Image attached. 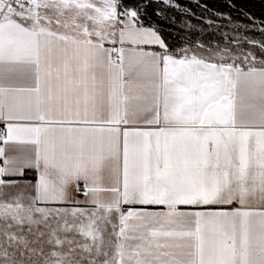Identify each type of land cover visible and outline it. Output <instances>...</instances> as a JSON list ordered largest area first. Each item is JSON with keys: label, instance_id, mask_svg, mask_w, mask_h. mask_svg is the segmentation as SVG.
I'll return each mask as SVG.
<instances>
[{"label": "snow or ice", "instance_id": "snow-or-ice-1", "mask_svg": "<svg viewBox=\"0 0 264 264\" xmlns=\"http://www.w3.org/2000/svg\"><path fill=\"white\" fill-rule=\"evenodd\" d=\"M161 5L0 0V264H264V39Z\"/></svg>", "mask_w": 264, "mask_h": 264}, {"label": "trees", "instance_id": "trees-1", "mask_svg": "<svg viewBox=\"0 0 264 264\" xmlns=\"http://www.w3.org/2000/svg\"><path fill=\"white\" fill-rule=\"evenodd\" d=\"M173 3L180 8H164L163 5L161 8L168 16L176 18L177 25L190 22L194 27L180 28L170 23L164 26L173 32L179 31L181 36L187 34L193 41L224 43L233 39L231 35L240 33L264 39L259 31L264 27V0H173Z\"/></svg>", "mask_w": 264, "mask_h": 264}, {"label": "rangeland", "instance_id": "rangeland-1", "mask_svg": "<svg viewBox=\"0 0 264 264\" xmlns=\"http://www.w3.org/2000/svg\"><path fill=\"white\" fill-rule=\"evenodd\" d=\"M232 36V38L233 39H241L242 37H248L249 39H257V40H259L257 37H254V36H251V35H242L241 33L240 34H233V35H231ZM241 37V38H240ZM233 39H231V40H233ZM199 42H201V43H204V42H202V41H199ZM227 42V41H226ZM226 42H224V43H220V42H213L214 44H218V45H220L221 47L226 43ZM204 44H208V43H204Z\"/></svg>", "mask_w": 264, "mask_h": 264}]
</instances>
